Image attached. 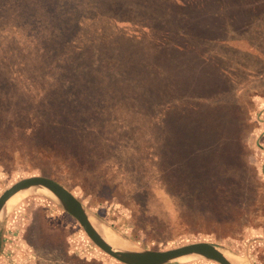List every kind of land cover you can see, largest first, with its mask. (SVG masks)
Instances as JSON below:
<instances>
[{
  "label": "rangeland",
  "instance_id": "obj_1",
  "mask_svg": "<svg viewBox=\"0 0 264 264\" xmlns=\"http://www.w3.org/2000/svg\"><path fill=\"white\" fill-rule=\"evenodd\" d=\"M8 1L0 0V21L8 20ZM256 1L14 0L17 23L58 27L75 38L50 40L49 30L34 56L21 51L25 41L0 37V145L38 153L30 167L0 165V193L29 175L72 186L44 164L50 155L82 173L71 192L80 198L87 187L91 196L82 203L89 211L139 247L206 241L247 264H264V7ZM216 21L222 38L245 35L258 48V56L243 59L257 79L240 57L246 41L236 42L238 50L213 44L226 50L227 68L215 53L209 57L213 48L202 41ZM121 184L134 195L122 193ZM129 199L139 210L124 204ZM58 234L59 248L44 251L56 258L52 264H122L41 196L5 212L0 264H47L33 248L51 246L43 238L56 241ZM66 242L75 256L64 262L58 257Z\"/></svg>",
  "mask_w": 264,
  "mask_h": 264
},
{
  "label": "trees",
  "instance_id": "obj_2",
  "mask_svg": "<svg viewBox=\"0 0 264 264\" xmlns=\"http://www.w3.org/2000/svg\"><path fill=\"white\" fill-rule=\"evenodd\" d=\"M257 3H262L261 6L264 7V0H257L256 1ZM14 0H9L8 1V13L10 14L8 16V20L7 21H0V37H2L3 39L5 38H8V39H14L15 41H17V38L20 39V43L21 41H25V44L24 43H21L24 47V45L26 46L25 48H22L23 50L21 51H24V50H29L32 52V54L35 56V49H36V45L39 44L40 40H42V37H45L46 35H49V30L51 31L52 33V36L50 38V40L55 37V36H60L62 38H64L65 42L66 43H70V44H73L74 42V39H70L71 37H74L75 36L73 34H69V33H64V31H62L60 28L58 27H54V26H51V27H42L39 28L37 26H29V23L28 22H25V23H17L15 18L18 16V12H19V9L17 7V5L14 4ZM257 8V7H255ZM254 9V8H253ZM3 12H5L4 10H2ZM2 11L0 10V19H2ZM263 12V15H264V8L262 10ZM220 14V13H219ZM214 15L208 17L206 16L207 19H212L213 20V17ZM220 16L222 17V15L220 14ZM218 19V14L216 15V20ZM214 22H212L211 24H209L210 26L213 25ZM219 24L217 21L215 23V25ZM25 28L27 30H29V33L31 35H27L26 34V31H25ZM250 30V29H249ZM222 30L220 29V27L217 25L216 28L214 27H211L210 29V33H209V37L207 39H204L202 41V44L204 46L207 47H210L211 49L213 48V51L210 53L209 57H212L214 55V53L217 55V58H218V63H219V67L220 68H227L225 66H223V62L227 60L228 58V55H227V52L226 50H221V51H218L215 49V46H222L225 48L226 47H230L231 50L233 49H236L238 50V45L236 44V42H241V41H246L247 43H249V38L246 37L245 35H231L230 38H222L224 35L222 33H220ZM231 31H232V34H235L234 31H233V28L231 27ZM34 32V33H33ZM40 35L37 37L36 34H39ZM239 38H237V37ZM235 43V44H233ZM215 46H214V45ZM249 48H244L242 49L241 53H240V57L241 59L243 60L244 57H248V55L251 54V56H258L257 54V49L256 47L252 46L250 43H249ZM232 52V51H231ZM259 52V51H258ZM236 53V52H235ZM244 61V60H243ZM245 63V61H244ZM27 63H22L21 65L22 66H26ZM243 63H241L242 65ZM247 64H249L250 66L253 67L254 64H250V63H245V68L247 69L248 71V74H249V77H250V80L253 81V79H257V75H255L254 72H250V66H248ZM232 65H235V64H232ZM12 72L16 73L15 70H13ZM261 78H264V75H260L259 79ZM9 85H12V82L10 80L9 82ZM264 92V90H262ZM240 92H238V85H236L233 89V92H232V95L234 96V98H239L240 97ZM250 112V108H248L247 110V113L246 115H248V113ZM0 147L2 148L3 146L0 145ZM38 153H36L35 155L32 154V153H27V151H24V150H21L20 148H17V147H13L12 145L9 147V148H2L0 150V165H8L9 169L13 170L14 168L18 167V166H21V165H24V166H32L33 164H36V160H38ZM36 156V157H35ZM50 155L47 156V159L45 160V163L46 166L48 168L51 169L50 165L53 166L54 168H56L57 171L59 172H62V174H64L65 176V179L64 181L65 182H68L70 185L72 186H68L66 184H64L63 182L59 181L58 179H55L53 177H51L49 174H46V176L48 177H51L52 179H54L55 181H57L58 183H60L61 185H63L66 189H68L69 191H71L72 187L75 188L77 186H79V182L81 181L82 178H84L82 176V173H79V174H74V168L68 164V162L64 163L63 161L59 160V159H56V158H53V157H49ZM122 156V159L124 161H127L130 159V157L132 156V151L128 150L126 151L125 153L121 154ZM115 160H120V157H115L114 158ZM121 159V160H122ZM120 160V161H121ZM18 163H22V164H18ZM41 164V163H39ZM124 166H122L120 168V170L123 172L124 170ZM128 168H130V166H128ZM129 170V169H128ZM120 171V173H121ZM130 171V170H129ZM131 172V171H130ZM109 176L106 174V177L105 179L108 181ZM127 180V178H125ZM129 179V178H128ZM90 180V179H89ZM91 182H93L92 180H90ZM128 184H121L119 186V190L124 193V190L125 188H128ZM98 192V191H97ZM134 192L135 190L132 192L131 188H128L127 189V194L128 195H134ZM72 193V192H71ZM91 196V192L87 189V187H84L83 188V195L79 198L77 197L79 200L83 201L86 197H90ZM165 200V199H163ZM93 202H96L95 200H93ZM124 204L130 208L132 211L134 210H139V204L133 200V199H129V201L125 200L124 201ZM154 215V214H153ZM180 219V217H179ZM58 236V239H56V241H54V238L50 237V236H47L45 238H43V240H46L52 244H54V246H49L46 247L45 245L43 247H41L40 249L37 248L38 251H36L35 248H33V252L34 254L37 253V256L38 258H43V259H46L47 261V264H52L54 261L57 262L54 258L53 255H51V257H45L44 255V251L45 249L48 250V249H51L52 252H55L56 249L59 248V244H61V237L59 236V234L57 235ZM44 244V243H43ZM63 251L61 253V255L58 257L59 260L63 259V261H69L70 257H73L75 255H72L71 253L68 252V245H67V242H66V248H65V244H64V247H62ZM36 251V252H35ZM41 253H40V252ZM61 251H58L57 254H59ZM66 255H65V253Z\"/></svg>",
  "mask_w": 264,
  "mask_h": 264
},
{
  "label": "water",
  "instance_id": "obj_3",
  "mask_svg": "<svg viewBox=\"0 0 264 264\" xmlns=\"http://www.w3.org/2000/svg\"><path fill=\"white\" fill-rule=\"evenodd\" d=\"M20 193H24L25 197L19 200L29 196H41L54 203L78 223L94 246L119 263L178 264L194 260H209L216 264H233L225 255V253H231L215 243L206 241L190 242L167 249H148L139 247L121 236L129 242L131 247L128 249L114 248L96 230L91 220L100 221L89 211L82 201L63 185L44 175L22 177L11 183L0 193V247L2 243L1 220L5 212H7V210H4L6 203L11 197ZM184 258L190 259L183 260ZM248 264L250 263L248 262Z\"/></svg>",
  "mask_w": 264,
  "mask_h": 264
},
{
  "label": "bare ground",
  "instance_id": "obj_4",
  "mask_svg": "<svg viewBox=\"0 0 264 264\" xmlns=\"http://www.w3.org/2000/svg\"><path fill=\"white\" fill-rule=\"evenodd\" d=\"M27 193V192H24ZM24 193L16 194L15 196L11 197L7 203L4 210H9L12 205L19 200V198L23 197ZM93 225L95 226L96 230L101 234V236L114 248H130L129 242L124 240L121 236L116 234L111 228L107 227L106 225L91 220ZM226 257L233 263V264H247L246 261L242 259H238L233 257L231 254L225 253ZM239 257V256H238ZM184 259H190V258H184Z\"/></svg>",
  "mask_w": 264,
  "mask_h": 264
},
{
  "label": "crops",
  "instance_id": "obj_5",
  "mask_svg": "<svg viewBox=\"0 0 264 264\" xmlns=\"http://www.w3.org/2000/svg\"><path fill=\"white\" fill-rule=\"evenodd\" d=\"M262 114H264V107H263V110H262ZM42 207L44 208V205H42ZM17 210H18V208H17V209H12V210H11V214L13 213L14 218L16 217ZM46 216L48 217L49 215L46 214ZM0 252H1V251H0ZM3 254H5V253H3ZM3 256H4V255H3ZM3 256L0 254V257H3ZM22 257H23V256H22ZM22 257H21V258H22ZM6 258H7V259L9 258L11 262H13V261L16 260V257L10 255L9 253H8V255L6 256ZM6 258H4V259H6ZM4 259H2V260H4ZM7 259H6V260H7Z\"/></svg>",
  "mask_w": 264,
  "mask_h": 264
}]
</instances>
